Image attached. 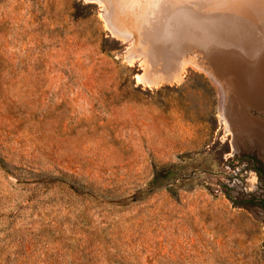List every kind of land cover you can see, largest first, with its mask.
<instances>
[{"label": "rangeland", "instance_id": "rangeland-1", "mask_svg": "<svg viewBox=\"0 0 264 264\" xmlns=\"http://www.w3.org/2000/svg\"><path fill=\"white\" fill-rule=\"evenodd\" d=\"M144 2L0 0V264H264V75Z\"/></svg>", "mask_w": 264, "mask_h": 264}, {"label": "bare ground", "instance_id": "bare-ground-1", "mask_svg": "<svg viewBox=\"0 0 264 264\" xmlns=\"http://www.w3.org/2000/svg\"><path fill=\"white\" fill-rule=\"evenodd\" d=\"M144 7L147 12L153 10L152 23L156 34L152 35L151 50L154 54L168 57L171 52L177 50L179 52L178 41L185 47L187 40L201 41L200 49L205 55H207L206 51H214L229 59L227 69L231 73L228 78L237 76L241 80L249 77L254 81L252 86L257 87L256 91L258 90L260 83L258 79L264 75V0H145ZM173 21L178 40L174 32L170 34L165 32L168 28L173 29ZM173 60L169 58L168 64ZM168 64L164 65L165 69L168 68ZM181 68L179 71L183 69ZM263 81L261 80L262 83ZM240 85L245 86L244 83ZM245 87L247 89V84ZM241 92L243 94L246 91L241 90ZM223 95L221 93L219 101L220 112L224 110ZM257 130L261 136L260 141L264 142V124ZM262 153L264 155V151Z\"/></svg>", "mask_w": 264, "mask_h": 264}]
</instances>
